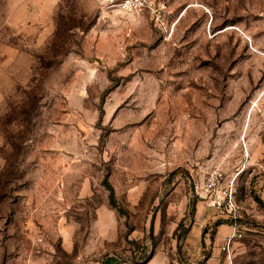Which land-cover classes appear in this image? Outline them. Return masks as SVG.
Listing matches in <instances>:
<instances>
[{"label":"rangeland","instance_id":"374dc122","mask_svg":"<svg viewBox=\"0 0 264 264\" xmlns=\"http://www.w3.org/2000/svg\"><path fill=\"white\" fill-rule=\"evenodd\" d=\"M166 1L170 37L102 0H0V264H206L229 223L190 193L208 168L233 264H264V0Z\"/></svg>","mask_w":264,"mask_h":264},{"label":"built area","instance_id":"2783aa9c","mask_svg":"<svg viewBox=\"0 0 264 264\" xmlns=\"http://www.w3.org/2000/svg\"><path fill=\"white\" fill-rule=\"evenodd\" d=\"M102 5L112 13L145 16L164 36L171 35L166 0H102ZM202 174L201 182L193 180L191 183L190 193L206 201L209 208L225 216L230 222V232L220 237L219 250L228 264H233L231 248L234 242L243 237V233L238 225L240 214L234 201L232 187L223 186V173L217 168L204 169Z\"/></svg>","mask_w":264,"mask_h":264},{"label":"crops","instance_id":"0c3cea01","mask_svg":"<svg viewBox=\"0 0 264 264\" xmlns=\"http://www.w3.org/2000/svg\"><path fill=\"white\" fill-rule=\"evenodd\" d=\"M262 169L264 173V167ZM203 207H204L203 205L200 206L199 204H197L198 211L195 217V223L184 240V249H183L184 256L189 257L191 260L194 259V256L197 259L200 256V254H198V256H197V253H195V255L191 254L189 248H197V246H199L200 241H201V230L200 229L201 227H206V225L209 223V219L207 217L206 218L203 217V209L205 208ZM207 212H209V210H207ZM230 225H231L230 222L229 223L222 222L216 226L215 243L217 245V249L214 251L216 254L223 256V260H224L223 263H221V261L215 257L214 251H213V253L210 256H208L206 260L204 256H201V259H204L206 264H228V262L224 258V255L220 253L219 246H220V237L230 232ZM203 240L204 242H206V239H203ZM236 242H234V244H236ZM234 244L232 245V248H231L232 254L234 251L233 249ZM232 263H233V258H232ZM105 264H125V263L117 262V261L110 259V260H107ZM145 264H166V263L161 258H156L155 256H153V257H150L148 261H146Z\"/></svg>","mask_w":264,"mask_h":264},{"label":"trees","instance_id":"16d2710c","mask_svg":"<svg viewBox=\"0 0 264 264\" xmlns=\"http://www.w3.org/2000/svg\"><path fill=\"white\" fill-rule=\"evenodd\" d=\"M102 185L104 186V188L106 189V191L108 193V197L107 198H108L109 206L111 208L115 209L117 212H121V208L119 207V205L117 204V202L115 200L114 191H113L111 185L108 183L107 180H104ZM184 235H185V231H183L180 234L179 239H181ZM147 259H149V257ZM147 259H146V261H148Z\"/></svg>","mask_w":264,"mask_h":264}]
</instances>
